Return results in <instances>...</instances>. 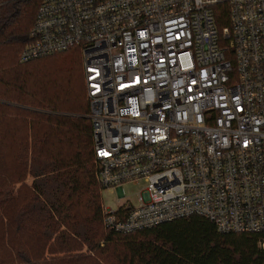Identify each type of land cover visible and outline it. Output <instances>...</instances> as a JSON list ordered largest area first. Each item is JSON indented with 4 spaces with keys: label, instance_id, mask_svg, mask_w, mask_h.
<instances>
[{
    "label": "built area",
    "instance_id": "2783aa9c",
    "mask_svg": "<svg viewBox=\"0 0 264 264\" xmlns=\"http://www.w3.org/2000/svg\"><path fill=\"white\" fill-rule=\"evenodd\" d=\"M29 35L20 62L80 50L105 228L200 216L264 249V0H39Z\"/></svg>",
    "mask_w": 264,
    "mask_h": 264
},
{
    "label": "trees",
    "instance_id": "16d2710c",
    "mask_svg": "<svg viewBox=\"0 0 264 264\" xmlns=\"http://www.w3.org/2000/svg\"><path fill=\"white\" fill-rule=\"evenodd\" d=\"M38 4L0 0V264H264L259 234L221 233L200 216L126 234L104 227L79 59L18 60ZM219 8L224 26L227 6ZM16 123L26 129L11 175L4 150Z\"/></svg>",
    "mask_w": 264,
    "mask_h": 264
},
{
    "label": "rangeland",
    "instance_id": "374dc122",
    "mask_svg": "<svg viewBox=\"0 0 264 264\" xmlns=\"http://www.w3.org/2000/svg\"><path fill=\"white\" fill-rule=\"evenodd\" d=\"M78 53V57L76 55ZM47 61L50 64H56V63H68L71 65H74L76 63V60L79 59V64L82 67L81 62V54L80 50L79 52H76V49H69L65 52H59L56 54H52L47 57ZM75 59V60H74ZM40 79H43L42 77ZM14 126H16V129H13L11 132V143L8 148L4 150L5 154L11 155L13 159H11V163L8 164V170L10 171L11 175L15 174L19 170V161L16 159L18 155H20V148L18 147V142L23 139L24 137V130L26 129V125L16 123ZM11 128L13 126L11 125ZM1 155V153H0ZM32 181V177L30 175H26V178L24 180L26 185H29ZM97 181V180H96ZM146 181L143 179L138 180L136 183H125L123 184V188L125 190V198L130 199V203L133 206H137L139 204L138 202V195L140 194L141 190L145 188ZM27 191L25 189H22L20 199H23L26 195ZM123 199L118 197V194L116 191H109L106 189L100 190V208L102 209V204L109 209H114L117 203H122ZM15 201L11 202L14 203ZM103 241L99 243V245H102ZM80 252L89 253L87 249V245L85 244L83 246V250Z\"/></svg>",
    "mask_w": 264,
    "mask_h": 264
}]
</instances>
